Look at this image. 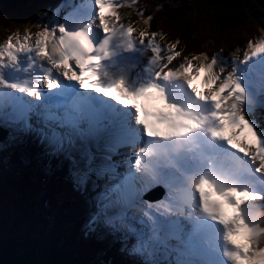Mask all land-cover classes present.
I'll use <instances>...</instances> for the list:
<instances>
[{
	"label": "snow or ice",
	"instance_id": "1",
	"mask_svg": "<svg viewBox=\"0 0 264 264\" xmlns=\"http://www.w3.org/2000/svg\"><path fill=\"white\" fill-rule=\"evenodd\" d=\"M126 6L62 2L7 36L0 130L67 159L78 186L104 181L89 226L126 241L129 264H264V37L231 62L177 60Z\"/></svg>",
	"mask_w": 264,
	"mask_h": 264
},
{
	"label": "trees",
	"instance_id": "2",
	"mask_svg": "<svg viewBox=\"0 0 264 264\" xmlns=\"http://www.w3.org/2000/svg\"><path fill=\"white\" fill-rule=\"evenodd\" d=\"M169 1V9L155 0H142L141 8L152 17L146 25L149 30L166 34L167 44L179 41L176 46L183 49L184 56L201 52L233 55L245 50L249 40L264 36V0ZM32 2L0 0V18L16 12L28 17L35 10ZM32 162L36 169L26 180L29 185L14 186L19 211L27 216L24 223L12 219L8 234L0 238V264H107L110 260V264H129L115 254L119 244L112 239L83 237L87 214L79 199L68 197L62 182L67 159ZM100 253H104L102 259Z\"/></svg>",
	"mask_w": 264,
	"mask_h": 264
},
{
	"label": "rangeland",
	"instance_id": "3",
	"mask_svg": "<svg viewBox=\"0 0 264 264\" xmlns=\"http://www.w3.org/2000/svg\"><path fill=\"white\" fill-rule=\"evenodd\" d=\"M78 2V0H72ZM132 4L130 0H118L121 4H128L129 6H126L122 8L121 11H118L120 15L123 17V21L125 23H130L131 19H134L140 17L144 20L145 17H147L143 12L135 11L136 9V3ZM156 2L162 4H166L165 9H169L168 4H171L169 0H157ZM62 0H33L32 4L34 9H37L38 12L34 11L32 16L26 17L25 13H19L16 12L12 14L9 18H0V43H2L5 38L13 33L19 32L23 33L25 29H28L29 32H35L38 31L39 28L36 27L39 22H43L41 19L42 17H47L44 15L46 11H49L53 8H55L57 5L61 4ZM132 10V12L130 11ZM66 11V10H64ZM159 11V10H158ZM138 13H142V15H138ZM61 15H63V12H61ZM137 15V16H136ZM134 17V18H133ZM126 19V20H125ZM160 19V16H159ZM47 22V21H46ZM141 30H145L147 28L144 27V22L141 24ZM148 30V29H147ZM264 37V36H263ZM262 38V37H261ZM157 40V39H156ZM258 40V39H257ZM256 40V41H257ZM255 42L254 40H252ZM157 42L163 47V39L157 40ZM247 44H245V49H247ZM245 50L234 53L233 55L221 56L225 60L231 62L235 57L242 58L243 53ZM183 56L179 57L178 59H181ZM195 63V62H194ZM12 137V138H11ZM5 138V139H3ZM14 135H10L8 130H0V238L3 239L10 230V221L14 218H18L19 223H24V220L27 216V213H21L19 211V207L17 205V200L19 198L18 193L16 192L15 185L20 184L23 186H28L29 183L26 181L28 179V176H32L31 171L36 169V165L30 162V165L24 166L21 164L20 161L21 156H27V157H37L39 155L44 154H53L50 153L47 149L45 150H35V142H32V144H29L30 152L26 150L27 142H25V138H16ZM14 142V143H12ZM21 143V144H19ZM14 145V147L12 146ZM120 152H126V150H119ZM5 159V161H4ZM114 160H121V156H114ZM71 167V164H69ZM122 168H118L117 171H122ZM70 171V170H69ZM63 179V178H62ZM95 180V178H93ZM104 186V181H101ZM65 187L71 191L70 193L72 195H80V191L78 190H84L89 189L88 192L83 194V197L80 198L82 202V206L84 209L88 211V215L90 217L95 213L96 210V198L98 196V193L102 191L103 186L99 185L97 181L95 182H88L86 185H77L74 179L73 175V168L71 175H69L65 179ZM77 191V193H76ZM148 194L145 195L147 197ZM150 203V202H149ZM260 202L257 201L256 204L258 205ZM89 226V225H88ZM96 229V235L99 236V233L108 232L103 226L100 227H93ZM103 235V234H102ZM118 236V235H116ZM261 245L264 246V237L261 238ZM129 260L133 259V256L128 255ZM136 259V257L134 258ZM103 264L102 262H100Z\"/></svg>",
	"mask_w": 264,
	"mask_h": 264
},
{
	"label": "bare ground",
	"instance_id": "4",
	"mask_svg": "<svg viewBox=\"0 0 264 264\" xmlns=\"http://www.w3.org/2000/svg\"><path fill=\"white\" fill-rule=\"evenodd\" d=\"M120 1V0H119ZM74 3H76V1H73ZM124 8V7H123ZM122 10V8H120V9H118V11H121ZM137 16V15H136ZM134 18V17H133ZM142 22H143V19H141L140 17H138L137 16V18L135 17L134 19H131V22L130 23H133V26L137 29V32L138 31H140L141 30V24H142ZM135 35V34H134ZM179 57H177V60H180V59H178ZM173 63L175 64L176 63V61H173ZM194 86L198 89V90H200L201 88H202V84H201V81L199 80V79H197L196 81H194ZM25 138V141L27 142V147H26V150L27 151H31L30 150V148H29V144H32V142H35V150L34 151H36V150H38V149H40V150H45L46 148H45V146L42 144V143H40L38 140H36L35 138H33V137H28V136H25L24 137ZM121 150H124V149H121ZM126 150V149H125ZM255 211V210H254ZM256 212V211H255Z\"/></svg>",
	"mask_w": 264,
	"mask_h": 264
},
{
	"label": "water",
	"instance_id": "5",
	"mask_svg": "<svg viewBox=\"0 0 264 264\" xmlns=\"http://www.w3.org/2000/svg\"><path fill=\"white\" fill-rule=\"evenodd\" d=\"M3 139H4V138H3ZM24 162H25V164H27V163H28V161H27V160H25Z\"/></svg>",
	"mask_w": 264,
	"mask_h": 264
}]
</instances>
